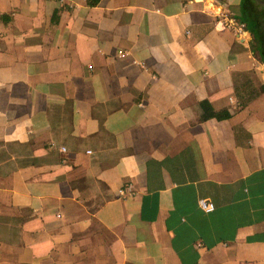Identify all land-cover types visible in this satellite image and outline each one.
<instances>
[{"label": "crops", "instance_id": "0c3cea01", "mask_svg": "<svg viewBox=\"0 0 264 264\" xmlns=\"http://www.w3.org/2000/svg\"><path fill=\"white\" fill-rule=\"evenodd\" d=\"M219 12L0 0V264H264V61Z\"/></svg>", "mask_w": 264, "mask_h": 264}, {"label": "trees", "instance_id": "16d2710c", "mask_svg": "<svg viewBox=\"0 0 264 264\" xmlns=\"http://www.w3.org/2000/svg\"><path fill=\"white\" fill-rule=\"evenodd\" d=\"M238 20L252 32L253 45L258 50L260 59L264 61V11H260L251 0H242V13ZM199 105L202 119L209 117L221 119L230 116V112L227 110H215L206 99L201 100Z\"/></svg>", "mask_w": 264, "mask_h": 264}, {"label": "built area", "instance_id": "2783aa9c", "mask_svg": "<svg viewBox=\"0 0 264 264\" xmlns=\"http://www.w3.org/2000/svg\"><path fill=\"white\" fill-rule=\"evenodd\" d=\"M219 21L223 25L233 28L237 33H240L245 29L244 23L231 14L219 12ZM130 187V184L121 186L119 188V193L123 195L129 193ZM198 205L205 211H210L214 208V203L208 197L198 198Z\"/></svg>", "mask_w": 264, "mask_h": 264}]
</instances>
